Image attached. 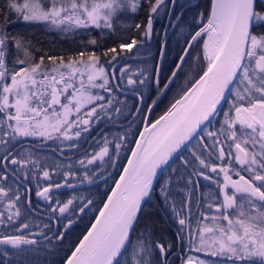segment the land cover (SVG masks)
Listing matches in <instances>:
<instances>
[{"label": "snow or ice", "instance_id": "snow-or-ice-1", "mask_svg": "<svg viewBox=\"0 0 264 264\" xmlns=\"http://www.w3.org/2000/svg\"><path fill=\"white\" fill-rule=\"evenodd\" d=\"M171 3L174 5L176 0ZM162 6H168L165 0H0V204L6 199V207L15 209L7 216V221L20 217L18 205L31 204L28 195L31 188L25 181L35 178L37 170L43 179H52L48 165L42 167L41 160L34 158L31 150L18 147L21 138L53 139L51 133L61 132V129H64L61 135L65 139L79 138L81 132L91 130V124L105 117L110 119L109 109L121 114L122 107H126L115 96L117 90L124 92L125 88L115 81H124L127 90L135 91L138 102L143 104L140 89L147 79L143 71L128 73L125 68L120 69L117 76L115 68L110 71L98 66L99 58L95 53L87 61L69 58L65 62L64 57L48 56L51 63L46 64L44 55L37 59L38 49L33 40L13 28L23 22L65 32L81 28L115 31L123 14L144 12L145 21L134 27L142 28L141 35L149 38L154 15ZM175 19L179 21L181 16ZM194 19L196 27L189 34L171 76H177L189 50L196 44L202 45L206 68L201 69L199 79L163 116L154 123H147L139 133L128 166L66 264H171L175 247H182L186 239L191 211L190 208L187 213L184 211L190 198L177 202L175 197L178 192H184V188L179 187L180 181H185V187L193 183L191 175L185 177L181 169L175 167L171 168L175 178L169 176L162 183L158 181V169L170 166L174 158L180 160L185 172L192 169L193 175L205 180L214 181L211 173L218 172L225 178L222 202L207 206L209 209L215 207L216 214H200L202 220L198 225L202 227L198 228L196 251H206L209 256L230 264H264V0H210L208 14L200 12ZM88 43L95 45L97 41L91 39ZM136 44L137 40L132 39L119 47L131 51ZM165 46L166 42L161 46L162 58ZM109 52L115 53L116 48L108 49L104 55ZM79 55L83 57L85 53ZM115 59L112 56L111 60ZM155 83L159 87L158 78ZM167 87L165 84L160 91ZM91 89H102L108 95L94 94ZM155 104L153 100L152 105ZM88 105H92L84 113L88 118H83L80 113ZM224 105L227 111L221 113L218 106ZM151 110L149 106L145 111L150 113ZM135 111L139 113L141 109ZM220 115L222 122L212 130L213 120ZM93 116L95 120L91 119ZM74 127L80 130L69 135L68 130ZM125 139L119 137V142L112 143L105 138L98 152L78 163L93 165L106 157L112 161L114 156H119ZM193 141L196 143L191 147V160L176 155ZM213 159L222 164L213 163ZM56 167L71 169L72 166L57 164ZM230 171L239 178L233 180ZM73 175L71 170L64 172L66 177ZM84 177L91 182L87 171ZM64 183L67 184V180ZM63 186L61 183H49L44 187L37 184L35 195L51 203L49 194L53 188ZM157 198L162 207L167 204L164 211H170L179 225L176 241L158 237L151 223L141 226V220L151 215L148 208ZM73 202L69 199L50 211L63 215L69 212ZM90 204L92 200L87 199L79 211L84 212ZM3 215L0 212V217ZM209 219L211 225L203 223ZM72 223L74 221L69 220L66 227ZM21 228L28 229L29 224L23 223ZM205 234L213 235L206 238ZM56 239H63V234H58ZM34 244L36 240L24 235H0V245L19 248ZM183 264H191V259ZM198 264L206 262L201 260Z\"/></svg>", "mask_w": 264, "mask_h": 264}, {"label": "trees", "instance_id": "trees-1", "mask_svg": "<svg viewBox=\"0 0 264 264\" xmlns=\"http://www.w3.org/2000/svg\"><path fill=\"white\" fill-rule=\"evenodd\" d=\"M165 2L168 6L166 8L162 6L158 14L154 15L153 31L149 41L141 35L142 28L137 29L134 27L135 24H143L145 21L146 14L144 12L136 14L128 12L123 14L121 19L116 23L115 31L104 30L101 32L99 29L81 28L75 31L65 32L59 28L45 26L43 24H25L23 22L18 23L13 28V31L24 33L33 40L34 46L38 49L36 52L37 59L40 55H44L46 64L51 63L47 59L48 56L64 57L65 62H67L69 58L72 60H88V57L92 53H95L99 58V65L104 66L110 71L114 62L117 60V62H120L115 68L117 76L120 75L119 70L125 68L128 73L139 74L143 71L147 79L146 85L140 89L141 94L144 96L143 104L138 102L135 91L127 90L128 86H126L124 81H115L121 83L122 87L125 88L124 92L117 90L115 96L126 107H122L121 114H116L109 109L110 119L105 117L99 122L91 124V130L87 133L81 132L79 138L74 137L73 140L69 141L61 136L60 139H47L45 142L42 141L44 140L43 137L21 138L18 147L22 146L23 148L31 150L35 154L34 158L41 160V166L48 165L47 170L50 172V175H53H51V180H45L37 170L35 178L25 181V184L31 188L30 208H28L27 203H24L22 206L18 205L21 210V215L13 221H7V216L15 209H8L6 207V199L3 204H0V212L4 213L3 217H0V235H24L28 239L36 240V244L34 245H21L19 248H13L10 245H0V264H62L94 218L134 144L142 126L146 113L145 110L158 96L160 89L167 82L172 71L175 70V65L179 63L178 57L182 54L186 46V40L189 34L192 33L193 28L196 27L194 18L200 12L207 15L210 9V0H176V3L172 6L171 20L173 22L176 16H181V19L170 30L165 41L166 46L163 48L164 55L161 59L159 74L156 76V65L164 39L162 33L169 13L171 0H165ZM91 39H95L97 43L95 45L88 43ZM132 39H136L137 44L133 46L131 51L127 49L122 50L119 47L121 43H130ZM140 41H143V44ZM110 48H116V52H109L105 56L104 53ZM80 52H84L85 55L80 57ZM112 56H115L116 59L111 60ZM197 57H200V59L198 60ZM110 60L111 63H108ZM206 65L207 60L203 58L201 49H196V46L190 49L189 56L186 57V62L182 65L181 70L177 71V76L172 78V82L169 83L167 89L156 101V104L152 105L148 122H151L169 108L202 73L201 69L205 68ZM157 78L160 81L159 87L155 83ZM91 91L94 94L97 92L94 89H91ZM97 94L105 95L106 97L108 95L102 89H99ZM91 106L88 105L83 108L80 116L88 118L84 116V113ZM223 107H219V110ZM137 108H140L141 112H136L135 109ZM91 119L95 120L96 117L93 116ZM77 130L80 129L76 127L69 129L68 134L73 135ZM119 137H126L124 147L121 148L119 156H114L112 161H109L106 157L104 161H97L93 165L84 166L78 163L80 159H86V157H90L94 152H98L105 138L115 143L119 142ZM70 144H77L78 147L70 148L68 147ZM190 144L179 155L186 154L188 148L192 145ZM109 146L111 148L112 144ZM63 155H66L65 160H63ZM57 164H70L72 166L71 171L75 172L76 176H64L65 168L57 169ZM172 167L181 169V175L185 177L191 175L193 180V183L187 185V187H185V181H180L179 187L184 188V192H178L175 197L177 202L181 199L190 198V203H192L194 200L200 199V196L204 194V187L209 183L208 180L193 175L192 169L185 172L179 159H174L170 162V166H167L159 175L158 181L162 183L169 176L175 178L176 174L171 171ZM52 169H54L55 173H52ZM66 171H68V168H66ZM81 171L88 172L91 182L84 177V174H81ZM65 180L67 182L76 181L68 183L67 185L79 186L70 190L51 192L49 194L51 203L44 199L40 201V198L36 197L37 184L41 186L43 184L63 182ZM197 180L199 181L198 184H196ZM8 183H11V181ZM23 191L24 188L21 187V192ZM23 199L24 197L22 196ZM69 199H73L74 202L70 206L68 213L61 215L58 211L56 213L50 211L52 207L58 208ZM87 199H91L92 204L88 205L84 212H80L79 208ZM177 207L180 210L179 203ZM165 208H167V204H164L162 207L159 198H157L154 205H150L148 208V212L151 215L141 220V226L145 223H151L158 237L162 236L165 240L176 241L175 233L179 230V225L175 222V218L170 211H164ZM189 208L191 211L188 213L189 227L185 233L186 239L183 241L182 247H175V254L171 257V264H181L185 257L183 254L184 248L191 245L189 243V240L192 241L191 235L187 234L188 232L193 234V226L190 221H196L199 218L196 216V209L195 214H192L194 209L190 206H187L184 211L187 213ZM31 209H35L36 212H33ZM53 218L57 221L56 225L53 223ZM69 220H73L74 223L70 227H66ZM23 223H28L29 228H21ZM45 224L49 225V227L45 228ZM17 229L20 230L17 231ZM61 233L63 234V239H56V236ZM45 236L49 237V239H45ZM5 251L7 255L4 254Z\"/></svg>", "mask_w": 264, "mask_h": 264}, {"label": "flooded vegetation", "instance_id": "flooded-vegetation-1", "mask_svg": "<svg viewBox=\"0 0 264 264\" xmlns=\"http://www.w3.org/2000/svg\"><path fill=\"white\" fill-rule=\"evenodd\" d=\"M166 23V22H165ZM171 23H172V20H171V16H170V21H169V26L171 25ZM164 27H165V25H164ZM174 27V26H173ZM161 49V48H160ZM118 61V60H117ZM114 62V64H112V67H111V70L113 69V68H116V66H118L119 65V63L120 62ZM171 77V76H170ZM169 77V78H170ZM169 78H168V80H169ZM173 78V77H172ZM168 80H167V82H168ZM172 80V79H171ZM166 82V83H167ZM165 83V84H166ZM164 84V85H165ZM168 85H169V83H168ZM162 89H163V87H162ZM166 89H164V91H165ZM164 91H163V93H164ZM161 92V91H160ZM159 92V93H160ZM158 93V94H159ZM162 93V94H163ZM149 106H150V104H149ZM148 106V107H149ZM151 108H152V106H151ZM221 113L222 112H224V111H227V105L226 106H224L221 110ZM146 114H148V117H149V113H145V116H146ZM145 116H144V119H145ZM144 119H143V121H144ZM222 120H223V116L222 115H220V116H218V118L214 121V122H212V125H211V129L212 130H215L216 128H218L219 127V123L218 122H222ZM143 123V122H142ZM196 142L195 141H193L191 144H195ZM190 144V145H191ZM191 147H192V145L188 148V152H186V154H184V155H182L183 157H185V158H187V159H189V160H191L192 159V156H191ZM65 148V147H64ZM190 151V152H189ZM66 159V155H63V160H65ZM181 163V162H180ZM213 163H217V164H222V161H215L214 159H213ZM199 167V166H198ZM238 167V166H237ZM68 170H71V169H68ZM66 171V168L64 169V172ZM52 173H55L54 172V169H52ZM74 173V175L72 176V177H75L76 176V173L75 172H73ZM81 174H84V171H81ZM243 174V173H242ZM51 175H53V174H51ZM211 175L214 177V181H219L220 183L219 184H217V183H215L214 181H209L208 180V185H206L205 187H204V194L203 195H201L200 196V199H198V200H194L192 203H188L187 204V206H190L192 209H194V211H193V215L195 214V209H196V216L199 218V219H197L196 221H194V220H192V221H190V223H191V225L193 226V234H191V238H192V240L193 239H198L199 238V231H198V228L199 227H202V224L199 226V227H197L198 226V221H201L202 219H200L201 218V213H205L206 215H208V216H211V215H213V214H216L215 213V207H213L212 209H209L207 206H208V204L209 203H212L213 205H217V204H220L221 202H222V200H223V196H224V192L226 191L225 189H223V187H222V185H223V183H225V178H224V174L223 173H220V172H218V173H211ZM229 175H231V177H232V179L233 180H235V179H238L239 177L237 176V175H235V173L234 172H232V171H230L229 172ZM65 181H63V182H56V183H61V184H63L64 186L63 187H65L68 183H73V182H76V181H72V182H68L67 184H65L64 183ZM52 183H54V182H52ZM49 183H47V184H43V185H41V187H44V186H47ZM203 187V186H202ZM202 187H201V189H202ZM70 189H72V188H69V190ZM36 190H37V188H36ZM59 190H68V189H66V188H63V189H58V190H53V191H59ZM52 191V192H53ZM227 191H231V189H228ZM29 195V199H30V194H28ZM40 198V197H39ZM43 200V198H40V201H42ZM29 204H27V206H28ZM28 208H30V205L28 206ZM33 210V209H32ZM36 212V211H35ZM53 220V223L56 225V223H57V221L53 218L52 219ZM203 223H207V224H209V225H211V223H212V221L209 219V220H203ZM213 234H205V236H206V238L207 237H210V236H212ZM198 246V245H197ZM197 246H195V245H193L192 243H191V245H188L186 248H184V250H183V254H184V259H183V261H182V263L181 264H183V262H184V260H185V258H186V256H187V254L189 253V252H195V253H199V254H201V255H203V256H205V257H207V258H209L210 260H216V261H222L221 260V258H218V257H211V256H209L208 254H207V252L206 251H196V247ZM230 263V262H229Z\"/></svg>", "mask_w": 264, "mask_h": 264}, {"label": "water", "instance_id": "water-1", "mask_svg": "<svg viewBox=\"0 0 264 264\" xmlns=\"http://www.w3.org/2000/svg\"><path fill=\"white\" fill-rule=\"evenodd\" d=\"M172 6H173V4L171 3V5H170V9H169V13H168V16H167V19H166V23H165V27H164V29H163V33H162V35L164 36V39H163V42H162V44H161V46L163 45V44H165V41H166V39H167V37H168V35H169V32H170V30L173 28V26L176 24V22H177V20L175 19L172 23H171V25L169 26V21H170V16H171V11H172ZM150 37H151V35H150ZM150 37L149 38H147V41H149L150 40ZM161 59H162V57H161V49H160V53H159V56H158V61H157V65H156V71H155V74H156V76L159 74V73H157V69H159L160 68V63H161ZM207 66V65H206ZM206 68V67H205ZM200 75H202V73L200 74ZM199 75V76H200ZM199 76L195 79V81L196 80H198L199 79ZM172 79V76L169 78V80H171ZM169 80H168V82H169ZM195 81L177 98V99H179L186 91H188L192 86H193V84L195 83ZM168 82L166 83V84H168ZM164 91V90H163ZM162 93L163 92H160L159 94H158V96L155 98V101H157L159 98H160V96L162 95ZM176 99V100H177ZM175 100V101H176ZM175 101L173 102V103H175ZM223 102V101H222ZM222 102H221V104H222ZM172 103V104H173ZM150 106H152V104H150ZM171 107V106H170ZM169 107V108H170ZM220 106H218V108H219ZM169 108H167L163 113H161L158 117H156L154 120H152L151 122H148V114H146V116H147V120H145L144 119V121H143V123H142V126H141V128H140V131H139V133L140 132H142L143 130H144V127H145V125L147 124V123H154L157 119H159L161 116H163L167 111H168V109ZM202 127H203V125H202ZM139 133H138V135H137V137H136V139H135V141H134V144H133V146H132V148H131V150H130V152H129V154H128V156H127V158H126V160H125V162H124V164H123V166H122V168H121V170H120V172H119V174H118V176L116 177V179H115V181H114V183H113V185L111 186V188L109 189V191H108V193H107V195L105 196V198H104V200H103V202H102V204H101V206L99 207V209H101L102 207H103V205H104V203H106L107 202V196L108 195H111V190L113 189V188H115V184H116V182L119 180V177H120V175H122L123 174V169L125 168V167H127L128 166V164H127V161L129 160V159H131L132 157H131V151L132 150H135V142L136 141H138L139 140ZM148 134L147 133H145V136H147ZM141 143H143V141H140ZM186 148V147H185ZM185 148H183L182 150H181V152L185 149ZM180 152V153H181ZM179 153V154H180ZM179 154H176V155H179ZM175 159V158H174ZM173 159V160H174ZM171 162V161H170ZM167 166H164V167H162V169H158V177H159V175L162 173V171L166 168ZM79 185H73L72 187H69L68 185L67 186H65V187H61V188H59V189H63V188H66V189H69V188H74V187H78ZM53 190H58V189H55V188H53ZM29 206V205H28ZM99 209H98V211H97V213L95 214V216H94V218L92 219V221L90 222V224L88 225V227L86 228V230L83 232V234L80 236V238L78 239V241L76 242V244L74 245V247L71 249V251L68 253V255L66 256V258L64 259V261L62 262V264H66V260H67V258L71 255V253L75 250V248H76V246H78V243H79V241L80 240H82L83 239V236L84 235H86L87 234V232H88V230L91 228V225L92 224H94L95 223V220H96V217L99 215ZM33 212H35V211H33Z\"/></svg>", "mask_w": 264, "mask_h": 264}, {"label": "rangeland", "instance_id": "rangeland-1", "mask_svg": "<svg viewBox=\"0 0 264 264\" xmlns=\"http://www.w3.org/2000/svg\"><path fill=\"white\" fill-rule=\"evenodd\" d=\"M196 46V49H201V51H202V53H203V49H202V45H200V44H196L195 45ZM77 61H79V60H77ZM84 61H87V60H84ZM98 66H100V65H98ZM107 69V68H106ZM111 69V68H110ZM195 81V80H194ZM193 81V82H194ZM97 82H99V81H97ZM192 82V83H193ZM191 83V84H192ZM190 84V85H191ZM189 85V86H190ZM188 86V87H189ZM187 89V88H186ZM94 90H96L97 92L95 93V94H97L98 93V90L99 89H94ZM178 93V92H177ZM76 116V114L75 113H73V118ZM49 131H51V130H49ZM64 131V129H61V132H63ZM61 132H52L51 133V135L54 137L53 138V140H56L57 139V137H58V139H60L61 138ZM30 137H36V138H39L40 136H30ZM44 138V140H42L43 142H45L48 138L47 137H43ZM41 140V139H40ZM190 152V151H189ZM200 225H198L197 227H199ZM199 239V238H198ZM198 239H193L192 241H193V245H195V246H197L198 245ZM191 259V264H198V262L199 261H201V260H203V261H205L206 262V264H213V262H215V264H230L229 262H227V261H216V260H210L209 258H207V257H205V256H203V255H201V254H199V253H195V252H189L188 254H187V256H186V258H185V260H184V262L185 261H187L188 259Z\"/></svg>", "mask_w": 264, "mask_h": 264}]
</instances>
